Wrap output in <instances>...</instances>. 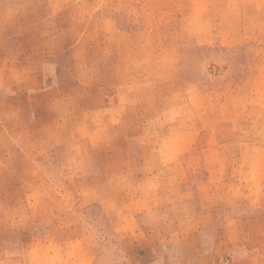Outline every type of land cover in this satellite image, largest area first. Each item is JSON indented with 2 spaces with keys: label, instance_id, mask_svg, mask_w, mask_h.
Masks as SVG:
<instances>
[{
  "label": "rangeland",
  "instance_id": "obj_1",
  "mask_svg": "<svg viewBox=\"0 0 264 264\" xmlns=\"http://www.w3.org/2000/svg\"><path fill=\"white\" fill-rule=\"evenodd\" d=\"M263 214L264 0H0V264H255Z\"/></svg>",
  "mask_w": 264,
  "mask_h": 264
},
{
  "label": "crops",
  "instance_id": "obj_2",
  "mask_svg": "<svg viewBox=\"0 0 264 264\" xmlns=\"http://www.w3.org/2000/svg\"><path fill=\"white\" fill-rule=\"evenodd\" d=\"M56 70V69H55ZM52 79V77H49ZM255 229L248 231L246 238L250 240L248 246L254 247L255 264H264V214L256 217Z\"/></svg>",
  "mask_w": 264,
  "mask_h": 264
}]
</instances>
